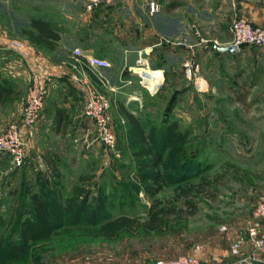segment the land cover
<instances>
[{
  "label": "rangeland",
  "instance_id": "374dc122",
  "mask_svg": "<svg viewBox=\"0 0 264 264\" xmlns=\"http://www.w3.org/2000/svg\"><path fill=\"white\" fill-rule=\"evenodd\" d=\"M22 1L13 4V8H18L21 18L23 14L27 17L25 20L20 19L17 26L8 25V30H5L0 17V30L6 37L0 38L4 51L20 52L25 45L24 37L19 36L15 29L26 26L33 11L30 0ZM221 15L217 26L198 22L193 25L195 35L203 38L202 42L209 44L210 48H213L214 40L225 38L228 32L233 38L231 26L237 17H241L226 12ZM185 38L183 41L190 42L192 39L189 35ZM14 41L20 42L22 47H14ZM215 42L218 44L217 40ZM239 48L238 53L220 63L219 71L230 75L218 78L217 82L212 83L213 86L208 81L201 80L205 84L203 89L197 87L194 77L189 78L186 74L185 63L192 61L190 57L187 58L177 82L171 85L165 80L159 93L145 107V126L161 127L168 117L170 120H177L180 130L189 135V150L190 156L193 155L194 167L185 172H174L176 176L185 173L186 178L196 181L197 176L193 174L212 177L217 172L222 173L216 196L203 198L199 203L198 213L187 224L161 235H125L118 242L93 238L89 231L98 228L107 218L120 215L145 217L147 214L153 198L144 192L137 193L133 187L131 176L137 165V159L132 155L133 148L129 143L119 140L117 126L112 118V127L118 138L116 152L107 150L96 139L94 130L89 143L92 142L91 139H95V148L93 143L88 145L82 139L57 144L55 155L67 157V163L61 167L63 177L56 176L61 184V189H57L58 185H54L55 179L51 178L52 171L48 163L49 154L54 152L48 149L46 143L47 135H51L45 132V135L35 138L38 141L36 144L30 134L33 126L27 135L28 154L23 165L16 166L11 155L0 151V237L5 249H8V243L19 241V236L13 231L19 210L23 211V206L30 208L31 195L39 193L47 194L45 198L55 216L65 221V226L56 231L46 244L50 249L46 254L48 264H63L67 257H76L86 247L99 243L114 244L121 247L122 252L128 247L129 251L144 254L155 262L158 257L192 254L200 257L206 264L213 254L222 253V250L228 248L231 250V242L233 243L238 232L258 223L254 220L252 211L258 198L264 195V46L244 44ZM244 63L247 77L243 75ZM25 66L30 80L23 94V110L35 74L27 64ZM70 69L73 72L71 65ZM91 81L93 82L92 79ZM67 82L65 80V86L70 88ZM72 84L77 87L73 82ZM57 101L61 104L66 101L63 93ZM12 123L14 122L9 123L7 128ZM117 152L120 154L117 155ZM71 157H74L75 162L70 161ZM174 187L166 188L157 197L171 195ZM85 191L90 192L94 203L98 196L102 195L106 199L103 219L98 225H91L85 218L72 216L67 211L65 204L68 197L74 194L83 197ZM30 216L27 213L24 218ZM222 227L226 230L221 231ZM30 251L31 249L17 259L18 262H28ZM7 256L6 252L5 257Z\"/></svg>",
  "mask_w": 264,
  "mask_h": 264
},
{
  "label": "crops",
  "instance_id": "0c3cea01",
  "mask_svg": "<svg viewBox=\"0 0 264 264\" xmlns=\"http://www.w3.org/2000/svg\"><path fill=\"white\" fill-rule=\"evenodd\" d=\"M19 2L23 1L0 0V17L5 30H8V25L17 26L16 23L20 19L27 18L24 14L21 18L18 8H13V4ZM151 2L159 4L158 11L151 12ZM30 3L33 11L30 17L48 21L59 32L61 39L56 49L52 51L32 43L21 33V29H15L19 36L24 37L23 49L20 52L4 51L2 44L0 84L10 86L11 92L7 93L0 86V135L9 123L18 122L22 118L23 94L30 80L25 66L27 64L31 70L45 77L49 88L48 95L51 94L40 120L30 130V134L32 141L45 135V132L52 136L47 135L46 143L48 149L54 151L49 154L48 163L52 171L51 178L55 179L54 185H58L57 189L61 184L56 180V176L63 177L61 167L67 163L66 156L55 155L57 144H63L66 140L82 139L84 143L88 145L93 143V147H96L95 139H91L92 142L89 143L94 124L85 114V95L69 80V75L72 73L70 60L74 49L80 48L85 56L95 55L110 61L111 65L108 68L92 67L87 62H84L82 68L91 79L94 75L101 82L98 89L111 100L110 114L112 122L117 126L119 140L128 143L126 132L129 124L120 112V105L133 114L143 117L144 120L145 107L156 95L150 94L142 87L138 82V76L130 71L135 64L138 49L147 46L153 48L150 55L151 64L155 68L164 70L167 84L173 85L177 82L184 61L190 57L199 64L201 79L212 85L219 80L218 78L223 79L230 75L228 72L219 71L220 63L225 59L229 60L228 57L235 54L221 53L215 46L232 44V36L229 32L226 33L225 38L216 39L218 44L214 40L213 48H210L209 44L202 42L203 38L195 35L194 23L217 26L220 14L223 16L226 12L245 17L256 25H264V0H109L93 11L86 9L87 0H30ZM0 33V38H6L2 30ZM187 35L192 38L191 43L187 40L183 41ZM164 39L182 43H168L162 41ZM242 69L243 75L247 77L245 63ZM65 80L70 84V88L65 86ZM129 80L132 82L129 83ZM61 93L66 97V101L62 104L56 102ZM145 128L149 131L151 126ZM48 139L50 141L47 142ZM35 142L37 144L38 141ZM119 154L117 152V155ZM69 159L75 162L74 157ZM75 195L78 194L69 196ZM91 201L94 203L92 197ZM93 238L105 242L120 240ZM120 248L114 244L91 245L76 257H67L63 264H155V261L144 254H135L129 251L128 247L122 252ZM252 251V244L246 242L239 255L232 254L228 248L222 250V253L213 254L207 259L206 264L240 263ZM258 258V262L252 264H264V249L258 252Z\"/></svg>",
  "mask_w": 264,
  "mask_h": 264
},
{
  "label": "trees",
  "instance_id": "16d2710c",
  "mask_svg": "<svg viewBox=\"0 0 264 264\" xmlns=\"http://www.w3.org/2000/svg\"><path fill=\"white\" fill-rule=\"evenodd\" d=\"M21 33L32 43L52 51L61 39L59 32L48 21L33 16L21 29ZM92 79L97 87L101 85L94 75ZM1 87L7 93L11 92L10 86L2 84ZM120 112L129 124L127 139L133 148L132 155L137 159L136 170L131 176L133 187L137 193L144 192L153 198L146 216L120 215L100 223L106 209V199L101 195L92 203L88 191L83 197H70L66 205L67 211L72 216L85 218L91 225L100 223V226L91 229L89 234L110 240L121 239L125 235H161L187 224L189 219L198 213L199 203L203 198L216 196L222 173L217 172L212 177L200 173L193 174L197 176L196 181L186 178L185 173L176 176L175 173L180 170L185 172L194 167L193 155L190 156L189 150V135L180 130L178 121L167 117L161 127L153 125L147 131L140 116L124 109L122 105ZM173 186L175 187L171 195L157 197L166 188ZM46 195L32 194V206H23V211L19 210V217L13 229L19 236V241L8 243V249H5L0 237L2 264H48L46 254L50 249L46 244L56 231L65 226V221L55 216L45 198ZM27 213L31 216L24 218ZM30 249L29 261L18 262L17 259Z\"/></svg>",
  "mask_w": 264,
  "mask_h": 264
},
{
  "label": "built area",
  "instance_id": "2783aa9c",
  "mask_svg": "<svg viewBox=\"0 0 264 264\" xmlns=\"http://www.w3.org/2000/svg\"><path fill=\"white\" fill-rule=\"evenodd\" d=\"M109 0H87L86 9L93 11ZM151 12L159 10V4L150 3ZM232 44L237 46L244 44H254L264 46V25H256L245 17H237L231 26ZM168 43L181 44L176 40L164 39ZM14 47L21 48L22 44L18 41L12 42ZM3 45L0 44V50ZM153 51L151 46L137 50L135 64L130 71L138 76L139 84L150 94L155 95L159 92L165 82V73L161 68H155L151 64L150 55ZM84 62L92 67L108 68L111 63L105 58L95 55L85 56L80 48L74 49L72 61L70 62L73 72L69 75V80L73 82L85 95V114L90 117L94 124L95 137L107 150L117 151L118 138L111 123L110 109L112 106L110 98L99 91L91 81L89 74L82 68ZM186 74L189 78H195L197 87H205L199 76L200 66L193 61L185 63ZM34 79L32 87L29 89V96L25 104L23 115L20 121L10 124V126L0 135V151L8 153L13 158L16 166H21L25 162L28 154L27 135L29 130L35 126L41 117L48 96V84L45 77L33 71ZM199 76V77H198ZM132 81L129 80V83ZM202 83L204 86H202ZM207 85V84H206ZM252 216L257 220L253 224L241 229L232 243L231 252L239 255L244 243L249 242L253 246L251 254L241 262L250 264L258 262V252L264 249V195L256 201ZM226 228L222 227L221 231ZM236 264H242V263ZM155 264H205L204 261L192 254H180L175 257L159 258Z\"/></svg>",
  "mask_w": 264,
  "mask_h": 264
},
{
  "label": "water",
  "instance_id": "95a60500",
  "mask_svg": "<svg viewBox=\"0 0 264 264\" xmlns=\"http://www.w3.org/2000/svg\"><path fill=\"white\" fill-rule=\"evenodd\" d=\"M215 48L221 53H233L236 54L240 51L239 46L235 44H228V45H216Z\"/></svg>",
  "mask_w": 264,
  "mask_h": 264
}]
</instances>
